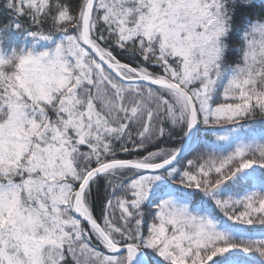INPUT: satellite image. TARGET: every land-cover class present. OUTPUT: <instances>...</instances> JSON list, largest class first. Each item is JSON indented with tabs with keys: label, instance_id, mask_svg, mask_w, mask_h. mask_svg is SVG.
<instances>
[{
	"label": "snow or ice",
	"instance_id": "snow-or-ice-1",
	"mask_svg": "<svg viewBox=\"0 0 264 264\" xmlns=\"http://www.w3.org/2000/svg\"><path fill=\"white\" fill-rule=\"evenodd\" d=\"M0 264H264V0H0Z\"/></svg>",
	"mask_w": 264,
	"mask_h": 264
}]
</instances>
